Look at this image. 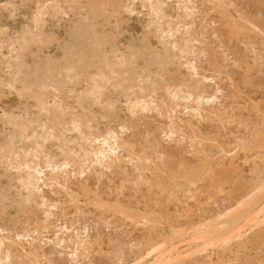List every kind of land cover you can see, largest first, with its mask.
Returning <instances> with one entry per match:
<instances>
[{"label": "rangeland", "instance_id": "rangeland-1", "mask_svg": "<svg viewBox=\"0 0 264 264\" xmlns=\"http://www.w3.org/2000/svg\"><path fill=\"white\" fill-rule=\"evenodd\" d=\"M0 264H264V0H0Z\"/></svg>", "mask_w": 264, "mask_h": 264}, {"label": "bare ground", "instance_id": "bare-ground-1", "mask_svg": "<svg viewBox=\"0 0 264 264\" xmlns=\"http://www.w3.org/2000/svg\"><path fill=\"white\" fill-rule=\"evenodd\" d=\"M48 38V37H47ZM51 41V40H50ZM155 41V40H154ZM38 43V42H37ZM152 44V43H151ZM51 45V44H50ZM149 47V46H148ZM152 48V47H151ZM154 49V48H153ZM144 51V50H143ZM158 52V51H157ZM96 90V89H95ZM89 91V90H88ZM5 95V94H4ZM12 100V99H11ZM13 102V101H12ZM4 103V102H3ZM7 103V102H6ZM6 105V104H5ZM80 125V124H79ZM77 132V131H76ZM110 150H114V149H111L109 148Z\"/></svg>", "mask_w": 264, "mask_h": 264}]
</instances>
